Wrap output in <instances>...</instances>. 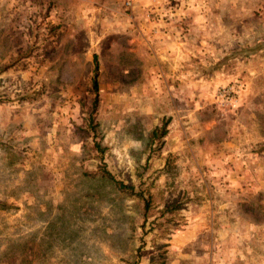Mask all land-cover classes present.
Returning a JSON list of instances; mask_svg holds the SVG:
<instances>
[{
    "label": "rangeland",
    "instance_id": "374dc122",
    "mask_svg": "<svg viewBox=\"0 0 264 264\" xmlns=\"http://www.w3.org/2000/svg\"><path fill=\"white\" fill-rule=\"evenodd\" d=\"M0 264H264V0H0Z\"/></svg>",
    "mask_w": 264,
    "mask_h": 264
},
{
    "label": "trees",
    "instance_id": "16d2710c",
    "mask_svg": "<svg viewBox=\"0 0 264 264\" xmlns=\"http://www.w3.org/2000/svg\"><path fill=\"white\" fill-rule=\"evenodd\" d=\"M91 85H92V89L94 92V101H93V106H92V112L95 111L96 109V104H97V94H98V63L96 61V58H94V67H93V75L91 78ZM96 125L93 126V130H95ZM166 135V129L165 126H163L162 128L158 129L156 128L155 130L152 131L151 135H150V140L151 143H154L156 140H158L159 138H163ZM98 148V145H97ZM103 170V174H107L105 169L102 168ZM117 185L119 186L120 189L123 190H127V191H132V187H127L119 182H117ZM147 203V202H146ZM147 206V205H146Z\"/></svg>",
    "mask_w": 264,
    "mask_h": 264
},
{
    "label": "built area",
    "instance_id": "2783aa9c",
    "mask_svg": "<svg viewBox=\"0 0 264 264\" xmlns=\"http://www.w3.org/2000/svg\"><path fill=\"white\" fill-rule=\"evenodd\" d=\"M127 4L130 5V1H128ZM220 95L222 98H225L226 100L229 101H231L234 98L232 89H222Z\"/></svg>",
    "mask_w": 264,
    "mask_h": 264
}]
</instances>
